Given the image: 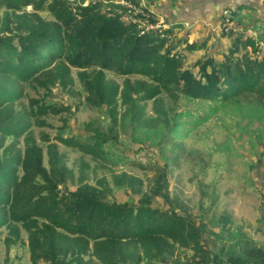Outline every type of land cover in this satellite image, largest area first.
<instances>
[{
  "label": "trees",
  "instance_id": "trees-1",
  "mask_svg": "<svg viewBox=\"0 0 264 264\" xmlns=\"http://www.w3.org/2000/svg\"><path fill=\"white\" fill-rule=\"evenodd\" d=\"M129 1L134 9L102 1L0 0V229H6V248L24 243L26 233L32 264H167L181 248L191 252L182 264H264V245L251 238L225 257L223 250L213 253L203 237L204 215L195 217L168 190L172 168L189 152L184 138L206 114L242 96L264 103V49L245 27L231 28L223 31L230 43L222 57L190 64L186 52L205 43L170 39L180 25L158 32L133 22L129 17L144 19L145 8ZM221 13L224 20L236 18L231 6ZM156 21L152 15L146 25ZM73 69L84 96L74 111L95 108L106 124L89 120L75 132L71 106L50 99L54 87L74 91ZM27 88L48 95L32 96ZM64 112L69 117H62L54 137L42 130L36 135L37 128L51 126L48 117ZM122 131L157 134L163 163L133 162L152 172L147 185L110 168ZM59 144L81 152L77 172ZM115 188L130 199L118 201ZM159 197L163 205L154 204Z\"/></svg>",
  "mask_w": 264,
  "mask_h": 264
},
{
  "label": "rangeland",
  "instance_id": "rangeland-1",
  "mask_svg": "<svg viewBox=\"0 0 264 264\" xmlns=\"http://www.w3.org/2000/svg\"><path fill=\"white\" fill-rule=\"evenodd\" d=\"M70 1L84 5L90 1H102L107 5L106 7H109L110 2H115L130 8L134 7L129 0ZM140 1L145 8L144 19L129 17L130 20L139 22L140 25H145L152 15L157 21L152 24L151 29L158 32L171 27L179 20L185 22L189 20L185 24L189 27L192 22L195 23V28L189 32L185 27H174V34L170 36V39H173L175 35L186 36L189 43L198 38V42L206 41L204 47L186 52L190 64H193L197 58L204 57L210 49L211 52L214 49H220L215 46L213 49L212 43L215 41H212V35L205 33L204 35H208V38L202 36L201 27L196 23L201 17L206 18L215 10L213 6L214 2L218 3L217 0L214 2L213 0ZM261 1L264 8V0ZM226 3L224 2L223 5ZM139 11L142 12L139 9L135 12ZM235 21L237 22V20H224L221 16L218 28L222 32H227L231 28L234 30L238 27ZM263 39L264 36L257 40L263 41ZM222 41H224L222 42L223 48L224 45L228 46L230 43L229 37H225ZM260 41L258 44L264 49V43ZM73 75L75 77L74 93L54 87L50 99L59 104L69 105L74 111L75 104L84 96L80 93L81 86L76 69H73ZM115 78L122 83V77ZM27 90L32 96L48 95L44 89H40L39 92L29 88ZM191 106L195 108L194 103H191ZM148 111L153 112L152 102L148 104ZM74 112L69 123L75 132L83 131L84 124L89 120L106 122L103 112L86 105L80 106ZM207 112L210 110L208 109ZM200 113L203 111L201 110ZM62 117H69V114L64 112L48 117L51 126L43 127V129L37 128L36 135H39L42 130L54 137L63 125ZM121 134L119 141L111 148L110 168L116 172L127 171L136 174L143 178L147 185V177L152 176V172L146 171L133 162L163 163L157 152V134L148 132L135 134L132 137L123 131ZM184 141L189 152L172 168L169 174L168 190L170 196H177L195 217L200 219L199 215H204L203 237L209 248L213 253L223 250V257H225L228 252H236L239 245L247 238H251L259 245H264V103H258L252 96H242L238 99H231L224 105L220 104L219 109L206 114L205 120L197 124L184 138ZM59 146L62 151L67 152L69 165L77 172L81 152L62 144ZM94 164L93 162L92 168ZM102 172L100 168L97 170L99 175ZM115 198L123 202L129 200L130 196L124 190L115 188ZM154 204L163 205V199L156 198ZM22 235L24 243L7 249L3 240L6 236V229L4 227L0 229V264H32L26 243V233ZM190 255L189 250L178 249L174 256L169 257L167 264H182ZM94 264L100 263L94 262Z\"/></svg>",
  "mask_w": 264,
  "mask_h": 264
},
{
  "label": "crops",
  "instance_id": "crops-1",
  "mask_svg": "<svg viewBox=\"0 0 264 264\" xmlns=\"http://www.w3.org/2000/svg\"><path fill=\"white\" fill-rule=\"evenodd\" d=\"M214 2V0H213ZM215 3L214 2V11H212L211 13H209V15H207L206 18L201 17L196 23L197 25H199L201 27V35L202 36H207L208 35H212L211 39L214 43H212L213 49L214 46L216 48H220V49H214L211 52V49L209 51V53H207L205 56L208 55H212L216 58H220L222 57V51L225 50L227 48L226 45H224L223 48V43L224 41H222L223 39H225V37L223 35V32L220 31L219 27V21H221V16H222V9L226 8L227 6H231L234 10V8H236V12H234V15L236 16V18L234 20H237L236 25L238 26V29H241L243 27L246 28V33L249 36H253L256 39H258L259 37H263L264 36V8H263V3L261 0H253L251 2H248L247 0H217ZM224 2H227L225 5H223ZM240 5H243L241 8ZM233 19L231 21H234ZM189 21V20H187ZM187 21L185 22L184 20H179L177 21V23H173L174 25H180L179 27H185L188 32L191 31L193 28H195V23H191L190 27L189 25L185 26V24H187ZM199 21H201V23H199ZM235 25V26H236ZM176 27V26H175ZM181 28H179L181 30ZM196 33L198 31H195ZM219 32V34H218ZM205 33H209L208 35H204ZM213 35H217V36H213ZM223 38V39H222ZM199 39V38H198ZM195 39L192 42H198ZM203 42H198L199 44L201 43H205L206 41L202 40ZM260 41V40H258ZM190 42V43H192ZM219 42V44H217ZM223 42V43H222ZM261 42V41H260ZM262 43V42H261ZM204 47V46H203Z\"/></svg>",
  "mask_w": 264,
  "mask_h": 264
},
{
  "label": "built area",
  "instance_id": "built-area-1",
  "mask_svg": "<svg viewBox=\"0 0 264 264\" xmlns=\"http://www.w3.org/2000/svg\"><path fill=\"white\" fill-rule=\"evenodd\" d=\"M152 24H153V23H148L147 25L145 24V26H147L148 29H151ZM151 30H153V29H151Z\"/></svg>",
  "mask_w": 264,
  "mask_h": 264
}]
</instances>
